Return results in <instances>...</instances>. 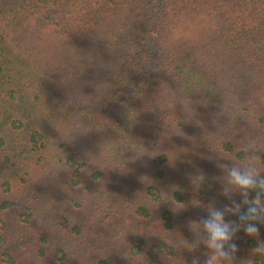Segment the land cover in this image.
I'll use <instances>...</instances> for the list:
<instances>
[{
	"label": "trees",
	"instance_id": "trees-1",
	"mask_svg": "<svg viewBox=\"0 0 264 264\" xmlns=\"http://www.w3.org/2000/svg\"><path fill=\"white\" fill-rule=\"evenodd\" d=\"M250 146L264 175V0H0V264H203Z\"/></svg>",
	"mask_w": 264,
	"mask_h": 264
},
{
	"label": "clouds",
	"instance_id": "clouds-1",
	"mask_svg": "<svg viewBox=\"0 0 264 264\" xmlns=\"http://www.w3.org/2000/svg\"><path fill=\"white\" fill-rule=\"evenodd\" d=\"M254 148L249 147L243 161L217 165L224 173L221 194L229 203L222 208L209 205L207 215L190 224L196 234L191 247L202 244L206 249L203 264H232V256L238 248L237 234L243 231L248 236L258 237L264 225V175L252 154ZM236 193H239V200L233 199ZM227 216L237 219H226ZM253 252L264 256V241L259 242ZM192 264H201V261L195 257Z\"/></svg>",
	"mask_w": 264,
	"mask_h": 264
}]
</instances>
